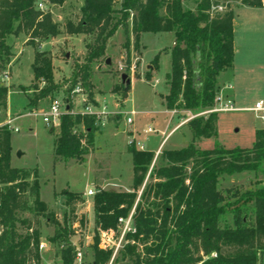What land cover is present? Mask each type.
I'll return each instance as SVG.
<instances>
[{
    "label": "trees",
    "instance_id": "1",
    "mask_svg": "<svg viewBox=\"0 0 264 264\" xmlns=\"http://www.w3.org/2000/svg\"><path fill=\"white\" fill-rule=\"evenodd\" d=\"M38 0H0V67L8 65L13 57L6 40L20 33L27 37L28 45L37 40L60 35L58 25L48 11L37 9ZM53 6H62L66 0H46ZM81 19L77 24L65 25L68 35L95 34L94 46H88L86 64L82 68V85L89 82L88 66L105 57L108 40L120 28L133 35L137 51L143 33H173L170 51L171 69L166 74L168 93L162 97L166 110L175 105L184 110L212 107L217 91L219 74L231 69L234 57L233 12L230 3L262 8L264 0H194V10L185 9L190 0H81ZM227 2V3H226ZM116 6H118L116 8ZM224 7L221 12L212 8ZM119 16V17H116ZM129 42L125 47L128 49ZM156 69L155 61L151 65ZM51 58L44 52L34 51L31 71L33 94L27 107H35L57 90L53 82ZM79 71V72H81ZM126 80H130L129 76ZM78 74L73 75V84ZM135 79L138 76L134 77ZM150 80V75H146ZM121 80V76H120ZM45 87L38 90V83ZM8 88L0 85V109L7 106ZM112 93L125 101L130 93L126 81L112 89ZM89 102V95H87ZM95 105V102H92ZM217 115L190 120L187 125L192 141L179 150L163 151L162 165L153 168L149 177L153 182L144 186L136 203L154 153L128 147L132 160V187L128 192L99 191L93 197L96 231L116 230L118 219L125 218L133 209V231L127 233L128 243L122 251L127 264H259L258 253L264 252V187L248 192L243 203L253 204V218L240 216L241 210L224 203L217 190L220 175H233L245 171L256 172L264 161V133L255 131L250 149L225 150L213 148L199 150L198 139L215 138ZM96 117L73 113L70 100L61 117L59 134L53 140V162L62 164L70 160L85 163V156L94 150V137L98 131ZM80 128V129H79ZM10 131L0 127V264L40 263L39 216L56 227L50 240L61 239L64 229L40 200L37 171L10 166ZM33 178L30 182L29 179ZM71 214L82 203L81 194L62 192ZM28 196L33 198L28 206ZM240 204V199L235 203ZM34 213V220L20 217L26 211ZM231 213L232 224L223 223L225 214ZM83 224V220H80ZM92 264H107L110 251L100 250L97 239L92 246ZM61 264H73L74 247L64 242L60 252Z\"/></svg>",
    "mask_w": 264,
    "mask_h": 264
},
{
    "label": "rangeland",
    "instance_id": "2",
    "mask_svg": "<svg viewBox=\"0 0 264 264\" xmlns=\"http://www.w3.org/2000/svg\"><path fill=\"white\" fill-rule=\"evenodd\" d=\"M38 3H42L44 10L51 14L53 22L58 25L60 35L35 41L38 48L28 45L24 34L17 37L10 36L7 44L15 56L9 60L8 65L0 67V85L6 86L9 90L8 106L12 115L8 117L0 113V127L8 118L13 120L11 127L17 128L18 132H10V145L14 153L10 166L31 172L37 171L40 200L48 206L49 212L53 213L57 222L63 228L65 227L62 238L51 241L56 227L51 225L45 217L39 216L40 244L45 246L40 250L39 264H61L60 252L66 241L72 245L78 244L84 264H88L93 260L91 246L95 239L98 244L100 243L99 232L104 231L99 229L96 231L94 224L93 197L97 192L103 191L99 188V184L107 185L105 188L113 189V192L132 190V162L131 158L127 160V157H130L128 147L132 134L129 132L134 130L136 143L137 141L145 142L148 149L155 150L163 138L161 131L169 132L177 120L186 123L185 128L172 134L164 142L163 150L157 156L154 155L144 183L138 191L137 203L144 186L153 182V177H149L150 172L153 168L162 165L161 153L186 148L192 138L187 123L195 118H207L209 114L206 112L211 107L188 111L182 106L175 105L170 110L174 112V119L171 121L170 115L165 112L162 97L168 93L165 76L171 69L170 51L173 33H143L139 37L136 51L133 47V35L130 32L131 20L128 22V32L120 28L108 40L105 57L88 66L89 82L83 86L81 70L86 64L87 47L94 46L95 34L68 35L65 33L66 23L77 24L80 21L82 1L66 0L62 6L50 5L46 0H38ZM235 5L236 3H230L231 8ZM184 8L194 10V0L186 2ZM127 41L128 49L125 47ZM36 49L51 58L53 82L57 90L44 99L38 100L35 107H27L29 101L33 99V94L38 93L29 88L33 79L31 64ZM248 49L249 47L244 48L245 54L251 50ZM260 50L261 55L257 58H264V48ZM107 60L109 64H106ZM154 61L156 69L152 70L151 65ZM119 65L123 67L121 72L118 71ZM243 72L237 76L235 96L239 98V102L233 104L235 108L253 106L259 99L264 102V64L255 69L250 74L251 77ZM74 74H78L75 84H73ZM122 74H127L131 82L129 97L125 102L120 96L112 93L113 87L121 84ZM230 74L227 72L224 78L229 79ZM146 75H150L149 81L146 80ZM135 76L138 78L135 79ZM44 87V82L38 83V90ZM87 95H89V102L85 103ZM55 97L65 101L69 99L75 113L82 112L95 99L101 102L105 98L107 113L104 125H99L95 133V150L85 156V163L82 165L73 160L66 164L54 163L53 140L58 136L59 128L50 129L39 117L30 115L33 111L45 110L50 100ZM130 112L134 114L131 115ZM216 115V137L203 141L198 139L200 143H194L197 149L230 150L252 147L255 131L259 128V122L253 113L248 110H238L216 113ZM127 118L132 120V124L126 123ZM148 126L153 130L152 133H145ZM102 131L103 134L100 135ZM133 145L137 149L136 144ZM124 151L128 153L127 157L118 155V152ZM17 153L21 155L18 157ZM108 169L114 175L117 186H110L109 182L105 183L103 180L108 177ZM29 181L32 182L33 178L31 177ZM262 187H264V161L256 172L245 171L233 175H220L217 183V190L222 194L224 203L234 205L231 210H241L240 216L245 215L250 220L253 218V204L243 203L241 198L248 192ZM88 188L94 192L92 197L85 196ZM62 192L81 194L82 203L75 206L73 214L66 207ZM239 199L240 204L236 205ZM32 200L33 198L28 196L29 207L32 206ZM132 215L133 209L125 218H120L123 222L118 223L116 230L107 231L114 238L112 248L106 250L111 252L107 264L128 263L126 258H122V251L124 246L131 242L125 240L127 232L123 233V231L124 222ZM34 216L30 210L20 214V217L29 220H34ZM80 220H83V224ZM225 222L232 224L231 213L224 215L220 225L222 226ZM260 262L264 264L263 256H260Z\"/></svg>",
    "mask_w": 264,
    "mask_h": 264
},
{
    "label": "crops",
    "instance_id": "3",
    "mask_svg": "<svg viewBox=\"0 0 264 264\" xmlns=\"http://www.w3.org/2000/svg\"><path fill=\"white\" fill-rule=\"evenodd\" d=\"M232 12H233V47H234V57H233V64L232 68L224 71L223 73L219 74V76L216 79V87L217 89H223L226 85H230L231 89L230 90H224L223 93L224 95L233 103L235 104L237 101L239 102V98L235 96V90H236V84L238 81V75H241L243 71L244 74H248L249 77H251L253 71L259 67H261L264 62H261L262 60L264 61V58H257L261 55V50L264 48V8H252L249 6H244L240 5L239 3H236L234 7H232ZM22 33H20L18 36H21ZM174 36V35H173ZM10 36L7 38L6 42H9ZM174 44V38L172 42V46ZM249 47L251 49L247 54L244 52V48ZM248 49V50H249ZM260 50V51H259ZM13 54V52H12ZM15 56V54H13ZM260 60V61H259ZM13 68V67H12ZM230 72V78L225 79L224 75ZM9 79V78H8ZM131 83V82H130ZM166 83V82H165ZM167 95V94H166ZM164 95V96H166ZM113 96V95H112ZM163 96V97H164ZM129 97V96H128ZM105 98H103L100 102V100L95 99V105L92 106L93 111L100 112L103 108L105 109V112L107 113L106 105L105 103ZM128 98L125 100L127 101ZM84 101V100H83ZM124 101V102H125ZM258 101H262L261 99L256 100L254 104ZM164 103V100H163ZM165 105V104H164ZM25 107V106H24ZM23 107V108H24ZM250 107H240L237 108L238 110H248ZM166 109V108H165ZM2 110V109H1ZM167 114L170 115V119H174V112L165 111ZM2 114H5L8 117H11L12 113L9 110L8 106V97H7V106L6 109L2 110ZM134 113V112H133ZM1 115V114H0ZM186 123L183 121L175 123L174 127L167 133L165 131H161V136H163L161 143L159 146L155 149H148L145 146L144 143H140L137 141L134 136V130L132 129V133L130 135V142L136 144L137 150H143V151H150L154 153V155H158L163 149L162 146L164 142L172 135L174 134L177 130L181 128H185ZM148 129H151V127H147L145 130V133L149 134L147 132ZM152 133V132H151ZM103 134V131L100 135ZM205 139H202L203 141ZM192 141V138H191ZM195 143H200L198 140L195 141ZM94 150H95V137H94ZM14 155L12 149H11V154H10V162H11V157ZM21 154L17 153V156L19 157ZM119 156L127 157L128 153L126 151L124 152H118ZM130 155V154H129ZM131 158L128 156L127 160ZM129 161V160H128ZM132 162V160H131ZM29 169V168H28ZM109 174L108 177H105L103 180L105 183L109 182L110 186H117L116 184V179L114 178V175L110 173V170L108 169ZM107 185L99 184V188L102 189L103 191H113V189H106ZM92 190V189H87ZM122 192H128V191H122Z\"/></svg>",
    "mask_w": 264,
    "mask_h": 264
},
{
    "label": "built area",
    "instance_id": "4",
    "mask_svg": "<svg viewBox=\"0 0 264 264\" xmlns=\"http://www.w3.org/2000/svg\"><path fill=\"white\" fill-rule=\"evenodd\" d=\"M262 8H264V2L262 3ZM37 9L40 11H45L43 8L42 3L37 4ZM224 10V7L218 6L216 8H212V11H218L221 12ZM118 71H123V67L121 65L118 66ZM231 86L226 85L223 89H217L213 101V106L209 111H207V114H216V113H225V112H234L238 111L237 108L233 106V103L224 95L223 91L224 90H230ZM75 92V91H74ZM85 101V100H84ZM85 103H88L87 100ZM92 105V104H91ZM94 106V105H92ZM67 110V100L63 99H58V98H53L50 100L49 104L47 105V108L45 110H39V111H33L32 116L34 117H39L42 121V123L50 128V129H58L60 127V121L61 117L64 113H66ZM0 109V113H1ZM251 113H253L255 119L259 122V128L257 131L263 132L264 133V102L263 101H258L256 102L250 109H248ZM73 113H75L73 111ZM80 114L84 115H92L96 117V126L99 127L104 125L105 122V109L103 108L100 112L93 111L92 107L90 104H88L82 112H79ZM131 115L134 114L133 112H130ZM12 119L8 118L3 126H6L8 130L18 132L17 128H12L11 123ZM127 124H132V120L130 118L126 119ZM2 127V126H1ZM148 133L153 132L152 129L147 130ZM132 144V142L130 143ZM94 195V192L92 190H88L85 192L86 197H92ZM123 220L119 219L118 223H122ZM125 229L123 233H129L133 231V226H132V216L124 222ZM112 236L109 235V232L107 231H100L99 232V241L100 243L98 244V248L100 250H108L112 248L113 245V240ZM121 240L119 241V243ZM45 246L41 245L39 246V251L42 250ZM74 247V257H73V264H84V259L83 255L81 253V250L78 246V244H73ZM260 256H263L264 259V252H259L258 253V258H259V264L260 262ZM92 264V263H88Z\"/></svg>",
    "mask_w": 264,
    "mask_h": 264
},
{
    "label": "water",
    "instance_id": "5",
    "mask_svg": "<svg viewBox=\"0 0 264 264\" xmlns=\"http://www.w3.org/2000/svg\"><path fill=\"white\" fill-rule=\"evenodd\" d=\"M109 60H107L106 64H109ZM127 76L125 74L121 75L122 82L126 81L127 84H130V80H126Z\"/></svg>",
    "mask_w": 264,
    "mask_h": 264
}]
</instances>
